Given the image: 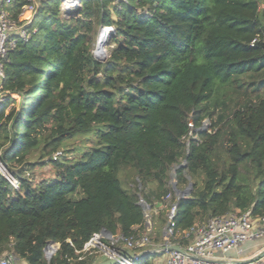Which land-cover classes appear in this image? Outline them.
<instances>
[{"label": "trees", "instance_id": "16d2710c", "mask_svg": "<svg viewBox=\"0 0 264 264\" xmlns=\"http://www.w3.org/2000/svg\"><path fill=\"white\" fill-rule=\"evenodd\" d=\"M28 3L10 7L20 23ZM100 26L113 27L103 61L92 54ZM27 33L1 82L10 95L0 104V161L18 186L0 171V256L95 264L102 256L84 243L102 229L140 235V199L159 243L165 206L155 204L167 193L180 232L231 211L264 215V98L201 129L217 84H264V0H79L65 17L60 0H40ZM78 135H90L89 147L70 159L66 141ZM31 155L52 178L31 184L13 169ZM184 159L176 187L188 174L192 188L177 198L169 174ZM48 241L59 247L47 260Z\"/></svg>", "mask_w": 264, "mask_h": 264}, {"label": "built area", "instance_id": "2783aa9c", "mask_svg": "<svg viewBox=\"0 0 264 264\" xmlns=\"http://www.w3.org/2000/svg\"><path fill=\"white\" fill-rule=\"evenodd\" d=\"M28 1V4L22 6V11L19 14L26 21L20 23L13 18L10 10L15 0H0V104L8 94L10 95L9 92L2 90L1 85L4 76V62L7 60L9 51L16 46L17 41L28 36L27 25L35 15L40 2V0ZM123 1L126 2L127 0ZM78 6L79 0H60L61 15L63 17L70 16ZM26 11L29 14L25 17ZM98 29V37H96L92 54L96 59L102 61L108 56V51L104 48L105 50L99 55L100 49H102L100 37L102 33H105L104 42L107 44L113 27L100 26ZM189 126H192L191 122H189ZM57 154L58 152L54 153V155ZM10 181L15 187L18 186L15 179ZM176 197L179 198L177 195ZM163 199L166 209V223L162 232V240L159 243H154L149 238L152 221L148 209L147 212L145 211L143 231L140 235L108 238L102 236L100 232L93 233L90 239L84 243L82 250L90 253L98 252L101 256L110 258L125 250L139 252L157 247L178 245L184 250V253L176 250L160 252L158 255L164 257L161 264H233L234 261H241L240 264H264V256L255 262L245 263L246 259L263 250L264 244L249 256L244 255L242 248L243 244L248 241L264 239V215L251 216L248 212L231 211L224 215L210 216L202 223L180 232L175 229L176 200L172 199L171 193H167ZM102 239H106L107 242H103ZM121 244L124 247H121ZM230 250H235L237 255H227ZM5 255L0 257V264H11L12 256ZM141 258L139 256L122 258L118 264H138ZM152 263L156 264L155 262Z\"/></svg>", "mask_w": 264, "mask_h": 264}, {"label": "rangeland", "instance_id": "374dc122", "mask_svg": "<svg viewBox=\"0 0 264 264\" xmlns=\"http://www.w3.org/2000/svg\"><path fill=\"white\" fill-rule=\"evenodd\" d=\"M25 14L27 16L29 12L26 11ZM96 37H98V32ZM106 45H107L106 49L108 51V48H110L112 45L108 42ZM255 80H258V78H256ZM248 81H249L248 77L245 76L239 79L238 81H232L231 83L225 84L223 86H220L219 84L216 85L217 90L215 92V95L208 103V108L209 110H212L213 113L211 115V120L208 117L204 118L203 120L204 129L210 131L212 120H215L219 114L226 115L235 108L244 107L249 102H255L259 98H264V84L260 85L256 90H252L251 87L245 88V85L247 84ZM239 83H242L240 87H238ZM252 84L254 88L258 83H255V81H253ZM14 97L17 98V95H14ZM89 140H90V135L89 136L78 135L68 139L66 141V147L70 148L71 152L67 153L66 156L70 159L79 156L80 152H82L84 149L89 147ZM0 167H1V163H0ZM13 169L17 172H20L23 178L28 180L31 184H36L39 180L42 179L52 178L54 175V169L50 164L38 163V160L33 158V155H31L28 162L23 163L21 165H17ZM6 171L8 172L7 169ZM169 176H170L169 181H173V180L176 181L174 167L171 169ZM121 178L123 179V175H121ZM186 187H188V183L184 188ZM256 241L258 242L259 240H255V241L252 240L251 242L248 243L251 244V243H255ZM227 255L236 256L237 252L235 250H230L227 252ZM99 258H101V260L107 259L104 256ZM154 258H156L155 259L156 264H161L162 261L164 260V257L162 255L153 257L152 260Z\"/></svg>", "mask_w": 264, "mask_h": 264}, {"label": "water", "instance_id": "95a60500", "mask_svg": "<svg viewBox=\"0 0 264 264\" xmlns=\"http://www.w3.org/2000/svg\"><path fill=\"white\" fill-rule=\"evenodd\" d=\"M201 129H204V126L202 125ZM188 145V143H187ZM187 152H188V148H187ZM1 163V161H0ZM186 166V160L184 159L181 163L177 164L174 166V169L178 168V167H184ZM1 172L3 171V175L6 176L9 180H13V177L10 175V173H8L5 169V167L3 166V164L1 163ZM186 178L188 180V187L184 188V189H179L176 187V181L173 180L171 182V187L173 189V191L175 192V194L178 197H185L187 195H189L191 188H192V183H191V178L188 174H186ZM138 204L143 208L144 211H148L149 206L143 202L142 199H140L138 201ZM100 234L102 236L108 237V238H112L113 235L106 229H102ZM58 244V245H57ZM51 245H57L54 249L49 250V247ZM59 247V243H56L54 241H48L46 246L44 247V255L46 257V259L48 260L50 258L51 255H53L55 253V251L58 249ZM170 250H176V251H180L182 253H184V250L178 246V245H170L167 247H157V248H152V249H148V250H142L139 252H135L133 250H125L120 252L118 255H116L115 257H110L104 260H101L95 264H118V261L122 258H132L135 256H139V257H148V256H154L160 252L163 251H170ZM264 256V249L261 250L258 254H256L253 257H250L248 259L245 260V263H252L257 261L258 259H260L261 257ZM241 261H234L233 264H240Z\"/></svg>", "mask_w": 264, "mask_h": 264}, {"label": "crops", "instance_id": "0c3cea01", "mask_svg": "<svg viewBox=\"0 0 264 264\" xmlns=\"http://www.w3.org/2000/svg\"><path fill=\"white\" fill-rule=\"evenodd\" d=\"M171 182L172 181H169V184L171 185ZM155 206H156V208H161V207H163L164 205H162L161 203H156L155 204ZM151 211V209L149 208V212ZM165 213H166V209H165ZM166 216V215H165ZM166 223V222H165ZM164 226H165V224L163 225V228H164ZM255 241V240H254ZM248 242H251V241H248ZM248 242H246V243H244L243 244V248H244V251H243V253H244V255H246V256H249V255H251L252 253H255L257 250H259L260 249V247L261 246H263V244H264V239L262 240H259L258 242L256 241L255 243H251V244H249ZM57 243V242H56ZM58 245V244H57ZM57 245H54V248L57 246ZM121 247H124L123 246V244H121L120 245ZM5 254H7V252L6 251H4L2 254H1V256L0 257H4V256H6ZM155 259L156 258H154L152 261L153 262H155ZM11 264H27L25 261H23V260H20V259H18L17 257H15V256H12V258H11Z\"/></svg>", "mask_w": 264, "mask_h": 264}, {"label": "bare ground", "instance_id": "6f19581e", "mask_svg": "<svg viewBox=\"0 0 264 264\" xmlns=\"http://www.w3.org/2000/svg\"><path fill=\"white\" fill-rule=\"evenodd\" d=\"M24 16H26V14L24 13ZM106 34L105 33H102L101 34V45H102V49H100L101 50V52L99 53V55L102 53V51L103 50H105L104 48H106V42H104V36H105ZM51 247H53V248H51ZM51 247H49V250H52V249H54V245H51Z\"/></svg>", "mask_w": 264, "mask_h": 264}]
</instances>
